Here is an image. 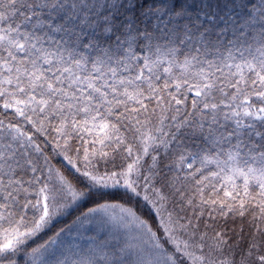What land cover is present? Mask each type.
<instances>
[{"label": "snow or ice", "instance_id": "obj_1", "mask_svg": "<svg viewBox=\"0 0 264 264\" xmlns=\"http://www.w3.org/2000/svg\"><path fill=\"white\" fill-rule=\"evenodd\" d=\"M0 264H264V0H0Z\"/></svg>", "mask_w": 264, "mask_h": 264}]
</instances>
